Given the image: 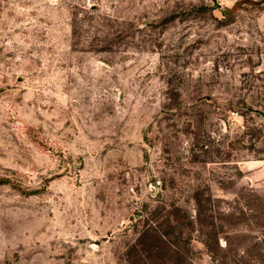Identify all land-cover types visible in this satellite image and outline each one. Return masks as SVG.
Returning <instances> with one entry per match:
<instances>
[{
  "label": "rangeland",
  "instance_id": "1",
  "mask_svg": "<svg viewBox=\"0 0 264 264\" xmlns=\"http://www.w3.org/2000/svg\"><path fill=\"white\" fill-rule=\"evenodd\" d=\"M264 0H0V264H264Z\"/></svg>",
  "mask_w": 264,
  "mask_h": 264
},
{
  "label": "water",
  "instance_id": "2",
  "mask_svg": "<svg viewBox=\"0 0 264 264\" xmlns=\"http://www.w3.org/2000/svg\"><path fill=\"white\" fill-rule=\"evenodd\" d=\"M258 113L261 115V117H262V116L264 117V111H259V110H258Z\"/></svg>",
  "mask_w": 264,
  "mask_h": 264
}]
</instances>
